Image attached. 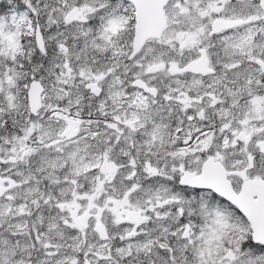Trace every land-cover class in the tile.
Masks as SVG:
<instances>
[{
  "label": "snow or ice",
  "instance_id": "snow-or-ice-1",
  "mask_svg": "<svg viewBox=\"0 0 264 264\" xmlns=\"http://www.w3.org/2000/svg\"><path fill=\"white\" fill-rule=\"evenodd\" d=\"M0 264H264V0H0Z\"/></svg>",
  "mask_w": 264,
  "mask_h": 264
}]
</instances>
